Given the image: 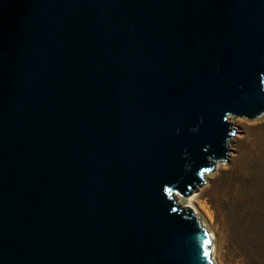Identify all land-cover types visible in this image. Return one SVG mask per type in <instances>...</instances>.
<instances>
[{
    "label": "water",
    "instance_id": "95a60500",
    "mask_svg": "<svg viewBox=\"0 0 264 264\" xmlns=\"http://www.w3.org/2000/svg\"><path fill=\"white\" fill-rule=\"evenodd\" d=\"M264 116V0H0V264H215L176 194Z\"/></svg>",
    "mask_w": 264,
    "mask_h": 264
},
{
    "label": "rangeland",
    "instance_id": "374dc122",
    "mask_svg": "<svg viewBox=\"0 0 264 264\" xmlns=\"http://www.w3.org/2000/svg\"><path fill=\"white\" fill-rule=\"evenodd\" d=\"M229 121L236 134L227 162H216L195 194L176 198L214 237V262L264 264V116Z\"/></svg>",
    "mask_w": 264,
    "mask_h": 264
},
{
    "label": "bare ground",
    "instance_id": "6f19581e",
    "mask_svg": "<svg viewBox=\"0 0 264 264\" xmlns=\"http://www.w3.org/2000/svg\"><path fill=\"white\" fill-rule=\"evenodd\" d=\"M176 200H177V198H176ZM178 203L179 204H181V205H183L184 207H186V208H189V206H187V205H184V202H183V200L181 199V198H178ZM180 206V205H179ZM181 207V206H180ZM183 208V207H182ZM189 209H191V208H189ZM192 210V209H191ZM210 235V234H209ZM210 237V239H211V241H212V252H214L215 253V248L213 249V239H214V237L212 236V238H211V236H209ZM215 262H216V260H215ZM215 264H218L217 262L215 263Z\"/></svg>",
    "mask_w": 264,
    "mask_h": 264
}]
</instances>
